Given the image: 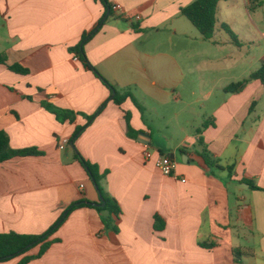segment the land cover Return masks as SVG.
Instances as JSON below:
<instances>
[{"label": "crops", "instance_id": "obj_1", "mask_svg": "<svg viewBox=\"0 0 264 264\" xmlns=\"http://www.w3.org/2000/svg\"><path fill=\"white\" fill-rule=\"evenodd\" d=\"M193 1L109 0L123 10L104 17L100 0H0V54L28 70L0 64V131L14 149L43 152L0 163V233L43 234L73 202H102L73 145L60 142L103 104L76 148L109 172L105 192L122 209L117 231L106 225L107 212L76 209L28 264H264V85L253 80L240 93L226 91L264 62V53L244 52L264 41L245 13L264 0L220 1L210 39L182 14ZM103 18L87 56L143 111L131 98L111 101L110 89L71 51ZM237 20L244 36L231 23ZM253 61L260 67L243 70ZM45 102L74 111L75 121L59 122ZM204 147L216 166L199 154ZM161 152L176 162L175 176L156 167Z\"/></svg>", "mask_w": 264, "mask_h": 264}, {"label": "trees", "instance_id": "obj_2", "mask_svg": "<svg viewBox=\"0 0 264 264\" xmlns=\"http://www.w3.org/2000/svg\"><path fill=\"white\" fill-rule=\"evenodd\" d=\"M102 4L105 6L107 13L104 17L112 14V5L109 0H100ZM220 1L227 0H195L191 4L182 7V14L197 28V30L201 33V35L210 39L216 28L217 24V12H218V4ZM260 1V0H255ZM263 2H260L262 5ZM109 14V15H110ZM106 19L103 18L100 23L89 33H85L79 44L73 48L71 51L75 52L78 57L81 59L85 67L102 80V82L110 89L111 91V101H114L117 105H123V103L131 98L134 103L143 111V106L136 99L134 94L130 90H118L115 85L109 82L100 71L90 62L87 53H86V44L93 38V36L100 30V28L105 24ZM224 28L230 34L233 42L236 45H241V42L238 39V36L235 32L230 28L229 25L224 24ZM0 64H7V57L5 54H0ZM9 69L13 72L19 74H27L28 70L22 67L19 64L8 65ZM253 80H260L264 85V62L261 67L254 71L249 77L229 85L226 88L227 92L231 93H240L243 91L247 85ZM106 104H103L95 114L88 116V123L85 126L79 127L72 138L70 139L71 145L75 148L76 157L84 167L90 178L93 180L98 192L101 195L102 202H105V206H94V204L87 200H80L77 202H73L63 213L60 219L51 226L45 233L34 235V234H24L18 232H8V233H0V263L9 261L14 258H18L20 256H24L22 261L19 264H28L35 259L41 258L46 251L51 247L54 240H50V237L58 230L61 224L65 221V219L69 216V214L81 207H92L96 208L101 212H107V216L105 217V223L109 228H113L114 230H118V221L122 214V209L117 202V200L113 197H110L106 194L103 182L108 175V171L101 172L98 165L93 164L89 160H87L76 148V141L82 135V133L87 129V127L93 123V121L101 114L104 110ZM44 107L53 112L58 121L61 123L65 122H74L76 119V113L69 109L59 108L49 102L44 103ZM126 120L128 123L129 132L132 131L131 126V113L126 112ZM132 136V134H130ZM203 139L199 140V146H203ZM181 150L185 151L184 148ZM163 153V152H161ZM199 154L205 159L206 163L210 166H216L217 162L213 159L210 152L204 147L203 151L199 150ZM43 155V152L38 150L37 148H26V149H14L10 145V139L6 132L0 131V163L8 161L14 157H26V156H40ZM164 155V153L162 154ZM222 168V166H218ZM229 171H233L232 167H228ZM241 182L247 183L253 189H260L256 184H254L250 180H242ZM101 202V203H102ZM157 221H160V225H157V228H162L163 221L156 217ZM40 247V251L36 255H28V253L36 248Z\"/></svg>", "mask_w": 264, "mask_h": 264}, {"label": "rangeland", "instance_id": "obj_3", "mask_svg": "<svg viewBox=\"0 0 264 264\" xmlns=\"http://www.w3.org/2000/svg\"><path fill=\"white\" fill-rule=\"evenodd\" d=\"M254 1V0H252ZM252 4H250V6L248 7V10L245 11V13L247 14L251 24L255 27H257L258 30H262L264 32V7L260 8L258 7V10H253L252 8ZM233 25H235V27L237 28L238 33L241 34V36H244L246 31H247V27H244L243 24L239 23V21H232L231 22ZM251 51V55H253V57H255L256 59L259 58L263 53H264V41H256L255 43H247L246 44V48L244 50L245 51ZM246 54V52H245ZM257 67H260L259 62L257 61H253L252 65H249V62H247L244 67L243 70H247L248 71H254L255 69H257ZM175 139H179L181 138V136H176L174 135Z\"/></svg>", "mask_w": 264, "mask_h": 264}, {"label": "built area", "instance_id": "obj_4", "mask_svg": "<svg viewBox=\"0 0 264 264\" xmlns=\"http://www.w3.org/2000/svg\"><path fill=\"white\" fill-rule=\"evenodd\" d=\"M123 7L121 4L119 3H115L112 5V11L113 12H122ZM137 19H141V16H137ZM61 145H66L70 143V140L65 139L62 140ZM147 158L150 159L151 158V154L147 153ZM156 167L166 176H175V169H176V162L171 159L169 156L163 155L160 156L156 159ZM182 181H186L185 179H183ZM81 187H84L83 185Z\"/></svg>", "mask_w": 264, "mask_h": 264}, {"label": "water", "instance_id": "obj_5", "mask_svg": "<svg viewBox=\"0 0 264 264\" xmlns=\"http://www.w3.org/2000/svg\"><path fill=\"white\" fill-rule=\"evenodd\" d=\"M145 135V134H144ZM174 157V156H173ZM94 206H105L106 203L105 202H102V203H93Z\"/></svg>", "mask_w": 264, "mask_h": 264}]
</instances>
